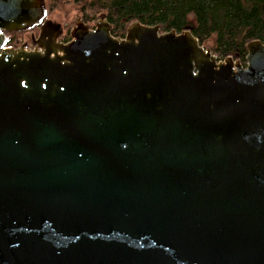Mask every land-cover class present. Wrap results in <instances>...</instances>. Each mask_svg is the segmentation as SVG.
I'll return each mask as SVG.
<instances>
[{"label": "water", "instance_id": "95a60500", "mask_svg": "<svg viewBox=\"0 0 264 264\" xmlns=\"http://www.w3.org/2000/svg\"><path fill=\"white\" fill-rule=\"evenodd\" d=\"M45 17L0 0V264H264V44Z\"/></svg>", "mask_w": 264, "mask_h": 264}, {"label": "trees", "instance_id": "16d2710c", "mask_svg": "<svg viewBox=\"0 0 264 264\" xmlns=\"http://www.w3.org/2000/svg\"><path fill=\"white\" fill-rule=\"evenodd\" d=\"M47 2L44 8L49 15L61 1ZM65 4L72 5L91 29L104 17L116 38H124L127 27L134 22L159 25L160 34H179L188 28L200 46L209 48L218 61L231 57L243 67L246 45L252 41L264 44V0H65ZM72 25L71 21L62 26L61 42L70 40ZM22 34H8L7 47L18 48Z\"/></svg>", "mask_w": 264, "mask_h": 264}, {"label": "rangeland", "instance_id": "374dc122", "mask_svg": "<svg viewBox=\"0 0 264 264\" xmlns=\"http://www.w3.org/2000/svg\"><path fill=\"white\" fill-rule=\"evenodd\" d=\"M60 1L61 2L59 4V6L57 7V9H55L53 12H50L49 15L46 14V18L51 20L55 24H59L61 26V28H62V26L67 25L68 23L70 24L72 21V24H73L72 27H73L75 25V22L77 20H80L78 13L74 10V7L72 5L65 4V0H60ZM46 3L48 4L47 0H44V7L45 8H46ZM49 4H50V2H49ZM18 33H20V32H18ZM22 33H23L21 35L22 44L20 46H22L26 43L28 51L32 50L33 44L31 43V39H30V31L26 30V31H23Z\"/></svg>", "mask_w": 264, "mask_h": 264}, {"label": "flooded vegetation", "instance_id": "af4514ba", "mask_svg": "<svg viewBox=\"0 0 264 264\" xmlns=\"http://www.w3.org/2000/svg\"><path fill=\"white\" fill-rule=\"evenodd\" d=\"M44 21H46V22H51L55 27L56 26H59V29L62 31V28H61V26L59 25V24H55V23H53L51 20H49V19H47L46 17H45V20ZM27 31H30V39H31V43L33 44V48H32V50L35 48V45H34V41L38 38V36H39V32H40V28L39 27H37V28H34L33 30H27ZM24 46H25V48L27 49V44L25 43L24 44ZM28 50V49H27Z\"/></svg>", "mask_w": 264, "mask_h": 264}]
</instances>
